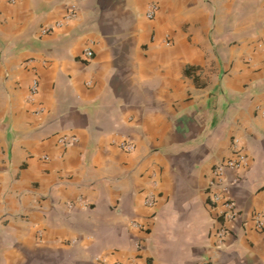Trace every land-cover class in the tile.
Segmentation results:
<instances>
[{"label": "crops", "instance_id": "obj_1", "mask_svg": "<svg viewBox=\"0 0 264 264\" xmlns=\"http://www.w3.org/2000/svg\"><path fill=\"white\" fill-rule=\"evenodd\" d=\"M235 146L247 164L228 222L206 188ZM252 211L264 0H0V264H264Z\"/></svg>", "mask_w": 264, "mask_h": 264}, {"label": "built area", "instance_id": "obj_2", "mask_svg": "<svg viewBox=\"0 0 264 264\" xmlns=\"http://www.w3.org/2000/svg\"><path fill=\"white\" fill-rule=\"evenodd\" d=\"M10 2H15L17 0H8ZM158 5L156 2H152L149 4L146 12V16L151 18L155 11L157 10ZM76 14V8L71 7L65 18L70 19ZM60 22H56L53 26L52 25H43L39 28L40 34H47L51 32L55 27L59 26ZM87 56L91 55L90 51L86 52ZM38 87L37 80L34 79L30 86V93L33 95ZM74 136H67L61 135L58 141L65 146H68L74 142ZM121 148L126 151H130L134 148L132 143L129 142H121ZM47 158V156H44ZM247 164V155L242 151L240 147H234V150L230 157L219 161L213 167L211 178L208 182L206 188V199L208 204L211 207L217 209L219 216L223 218L224 221L233 222L236 220L240 215V210L234 198L230 195L231 189L235 186H239L244 181L243 177V168ZM237 172L236 175L229 177L228 172ZM155 203V194L150 191L147 193L145 197V204L147 206H152ZM132 225L141 226L137 222H131ZM243 224L249 225L251 228L263 231L264 232V212L263 211H252L249 213L248 217L243 221ZM230 228L224 226L223 224L221 227L216 231V236L218 239H222L227 234H230ZM97 261L101 260L104 262V259L100 257L95 258ZM109 264H141V263H127L121 260H114Z\"/></svg>", "mask_w": 264, "mask_h": 264}]
</instances>
